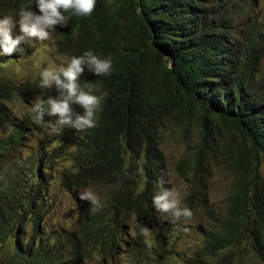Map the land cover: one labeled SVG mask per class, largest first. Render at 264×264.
I'll return each instance as SVG.
<instances>
[{
  "label": "trees",
  "instance_id": "trees-1",
  "mask_svg": "<svg viewBox=\"0 0 264 264\" xmlns=\"http://www.w3.org/2000/svg\"><path fill=\"white\" fill-rule=\"evenodd\" d=\"M252 2L96 0L89 16L65 13L67 25L51 33L55 51L70 60L92 50L111 56L112 67L99 76L85 66L80 77L102 97L96 127H65L55 135L60 145L54 151L71 149L72 162L58 186L75 198V228L62 235H40L52 178L36 167L41 157L21 156L26 127L34 124L14 122L7 106L15 96H36L47 107V97L58 91L6 79L1 67L9 57L0 55V264H82L93 256L111 262L126 225L136 233L130 251L163 264L168 250L158 245L147 253L140 233L158 217L173 226L185 220L173 222L152 206L158 180L167 181L160 149L166 122L182 136L192 123L193 144L173 168L187 182L182 207L193 213L202 205L207 220L197 226L199 244L183 264H225L243 250L264 258V32L253 23L239 37L235 27ZM25 5L39 14L36 0H0V14L16 17ZM72 107L83 115L82 107ZM216 157L233 174L221 211L202 194L206 165ZM95 187L103 193L92 211L78 194ZM28 225L32 236L25 239Z\"/></svg>",
  "mask_w": 264,
  "mask_h": 264
},
{
  "label": "rangeland",
  "instance_id": "rangeland-1",
  "mask_svg": "<svg viewBox=\"0 0 264 264\" xmlns=\"http://www.w3.org/2000/svg\"><path fill=\"white\" fill-rule=\"evenodd\" d=\"M0 18H2L1 15ZM253 23H257V28L261 33L264 32V0H253L246 13H242L235 18L237 35L239 37L244 35L247 28ZM19 34V25L17 24L14 29V35ZM21 48L24 50L23 54L19 52L13 53L14 56L6 58L7 61L1 67L5 78L14 83L36 82V86L41 91L48 92L53 89L54 86L51 89H41L39 87L40 72L45 67H52L62 62H67V56L58 54L55 51L53 40L50 37L48 41L43 43L32 39L28 43H22ZM261 69L264 76V54L261 58ZM36 99V96L26 97L25 99L15 96L7 103V106L13 115L14 122H18L23 118H30L34 124H28V127H26L24 137L21 140V156L32 155L35 159L41 157L42 159L36 164V167L38 165V170L42 173L45 172L52 178L46 201L43 204V217L39 222L40 235L43 237L50 234L62 235V232L75 228V198L71 193L62 191L58 186L61 172L64 169H71L72 162L69 155L71 149L65 152L66 148L61 147L54 151L60 144L57 142L55 134H49V129L39 122L36 114L32 111V104ZM192 131V123H190L187 134L182 136L178 129L166 122L163 126V137L160 143L167 172L166 179L169 182L168 187L179 193L181 201L187 191V182L176 175L173 167L184 149L190 148L193 144L194 136ZM14 155H16V152L11 153V157ZM51 156L57 157L53 158L52 161H45V158L47 159V157ZM7 157L9 158L10 156ZM36 167L34 165L33 168L36 170ZM232 176V172L220 157L212 159L206 165V171L204 172L205 188L202 194L215 211L223 209V200L229 190ZM119 181L118 179L116 184ZM100 187L104 188L103 186ZM85 190L93 191L98 199L103 193V189L96 187L91 189L84 188L83 191ZM203 211L204 207L202 205H196L192 217L177 226L166 224L161 217H158L147 228L149 230L147 239L151 242V246L145 243L146 247L144 248L147 253H154L153 250L158 245L163 246L169 252L168 258L163 264H183V258L190 256L191 251L199 244L197 226H207ZM31 234V226L28 225L25 239L31 237ZM135 234L132 225H126L121 237V243L111 262L93 256L82 264H148V260L144 255L130 251L129 246L134 240ZM167 234H170L169 239L166 238ZM143 239L145 241L146 237L143 236ZM11 245L12 239L8 242L6 251L11 250ZM235 256L234 259H230L225 264H264V258L257 259L246 250L237 252Z\"/></svg>",
  "mask_w": 264,
  "mask_h": 264
},
{
  "label": "clouds",
  "instance_id": "clouds-1",
  "mask_svg": "<svg viewBox=\"0 0 264 264\" xmlns=\"http://www.w3.org/2000/svg\"><path fill=\"white\" fill-rule=\"evenodd\" d=\"M95 5L96 0H36L39 14L28 5L22 6L16 17L0 14V55L10 58L16 52L23 54L21 44L32 39L39 43L48 41L57 25L65 26L71 19L65 13L71 11L73 15L89 16ZM17 24L20 34L14 35ZM85 66L99 76L106 75L111 71L112 58H101L92 50H86L79 56H72L67 62L45 67L40 72L39 87L51 89L54 86L58 91L57 96L47 97V107L40 98L32 104V111L39 122L49 129V134L57 136L65 127L74 128L76 131L96 127V113L100 109L102 97L94 94L98 89L92 85H81L80 77L85 71ZM73 104L84 109L83 115L74 112ZM166 183L169 182L162 175L158 180L160 190L152 197V206L157 212L167 214L173 222L181 218L190 219L192 211L186 206H181L179 193L173 188L165 187ZM79 198L81 201H88L92 211L101 207L98 197L91 190L79 192ZM148 231L143 228L140 234L146 237L145 243L151 246L150 240L147 239Z\"/></svg>",
  "mask_w": 264,
  "mask_h": 264
}]
</instances>
